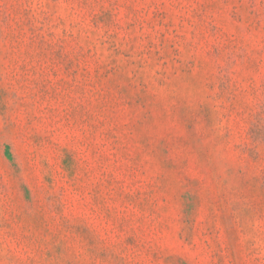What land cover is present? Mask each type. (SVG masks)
<instances>
[{"label": "rangeland", "instance_id": "1", "mask_svg": "<svg viewBox=\"0 0 264 264\" xmlns=\"http://www.w3.org/2000/svg\"><path fill=\"white\" fill-rule=\"evenodd\" d=\"M0 264H264V0H0Z\"/></svg>", "mask_w": 264, "mask_h": 264}]
</instances>
